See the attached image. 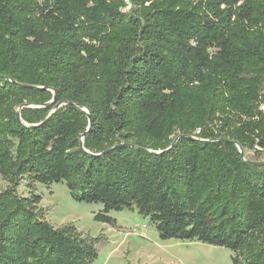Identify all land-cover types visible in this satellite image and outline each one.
<instances>
[{
	"label": "trees",
	"instance_id": "obj_1",
	"mask_svg": "<svg viewBox=\"0 0 264 264\" xmlns=\"http://www.w3.org/2000/svg\"><path fill=\"white\" fill-rule=\"evenodd\" d=\"M0 178V264L98 260L55 183L264 264V0H0Z\"/></svg>",
	"mask_w": 264,
	"mask_h": 264
},
{
	"label": "rangeland",
	"instance_id": "obj_2",
	"mask_svg": "<svg viewBox=\"0 0 264 264\" xmlns=\"http://www.w3.org/2000/svg\"><path fill=\"white\" fill-rule=\"evenodd\" d=\"M247 156L254 159V154ZM7 184L0 178V190ZM41 207L54 225L73 223L92 238L104 237L95 264H232V253L224 248L200 242L162 241L157 230L137 211L112 212L117 227L94 220L102 211L100 204L76 202L64 183L39 185Z\"/></svg>",
	"mask_w": 264,
	"mask_h": 264
},
{
	"label": "water",
	"instance_id": "obj_3",
	"mask_svg": "<svg viewBox=\"0 0 264 264\" xmlns=\"http://www.w3.org/2000/svg\"><path fill=\"white\" fill-rule=\"evenodd\" d=\"M54 102H55V99L51 103H49L48 105H46V106L52 105ZM58 108H59V106L56 109H58Z\"/></svg>",
	"mask_w": 264,
	"mask_h": 264
}]
</instances>
